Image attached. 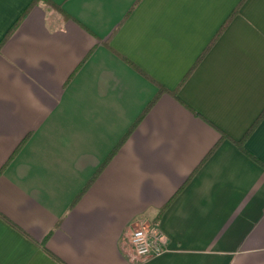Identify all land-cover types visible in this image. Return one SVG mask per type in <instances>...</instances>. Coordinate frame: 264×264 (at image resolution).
Returning <instances> with one entry per match:
<instances>
[{
  "label": "crops",
  "instance_id": "crops-1",
  "mask_svg": "<svg viewBox=\"0 0 264 264\" xmlns=\"http://www.w3.org/2000/svg\"><path fill=\"white\" fill-rule=\"evenodd\" d=\"M0 264H264V0H0Z\"/></svg>",
  "mask_w": 264,
  "mask_h": 264
},
{
  "label": "built area",
  "instance_id": "built-area-1",
  "mask_svg": "<svg viewBox=\"0 0 264 264\" xmlns=\"http://www.w3.org/2000/svg\"><path fill=\"white\" fill-rule=\"evenodd\" d=\"M127 240L137 259L158 256L166 249V237L154 223L130 228Z\"/></svg>",
  "mask_w": 264,
  "mask_h": 264
},
{
  "label": "trees",
  "instance_id": "trees-1",
  "mask_svg": "<svg viewBox=\"0 0 264 264\" xmlns=\"http://www.w3.org/2000/svg\"><path fill=\"white\" fill-rule=\"evenodd\" d=\"M222 30V28L219 30V32ZM164 90H166L165 88H163L162 86L159 85V88L157 90V92L155 93V95L149 100V102L145 105V107L142 109V111L139 113V115L136 117V119L133 121V123L129 126V128L127 129V131L125 132V134L119 139V141L115 144V146L111 149V151L107 154V156L103 159V161L97 166V168L95 169V171L93 172V174L90 176V178L87 180V182L85 183V185L83 186V188L81 189L80 193L73 199V202H75V200L78 198V196L80 194H83L85 192V190H87V188L91 185V183L96 179V177L99 175V173L103 170V168L106 166V164L110 161V159L112 158V156L115 154V152L118 150V148L123 144V142L126 140V138L128 137V135L135 129V127L137 126V124L140 122V120L142 119V117L145 115V113L149 110V108L153 105V103L157 100V98L159 97V95L161 93L164 92ZM172 93H175L174 91H171ZM262 116V115H261ZM256 124V123H255ZM254 127V126H253ZM253 127H251V129H249V131L247 132L246 135H248L251 130L253 129ZM245 135V137H246ZM222 136V135H221ZM245 137L241 140L235 141V144L239 147V149L241 151H243L244 153L251 155L249 152H247L245 150V148L243 147V143H244V139ZM217 144V143H216ZM216 144L210 149L209 154L215 149ZM190 178V177H189ZM189 178L187 180H189ZM187 181H185L183 183V185H181L177 191L174 193V195L180 191L185 183ZM173 195V196H174ZM172 196V197H173ZM72 202V203H73ZM167 207V205H164L163 207H161V209L159 210V214L158 216L161 215L162 211ZM157 216V217H158Z\"/></svg>",
  "mask_w": 264,
  "mask_h": 264
}]
</instances>
